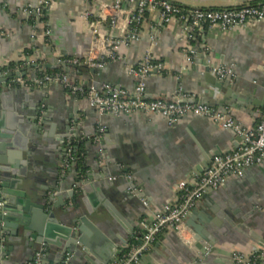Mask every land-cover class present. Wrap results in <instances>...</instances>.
Segmentation results:
<instances>
[{"label":"crops","instance_id":"obj_1","mask_svg":"<svg viewBox=\"0 0 264 264\" xmlns=\"http://www.w3.org/2000/svg\"><path fill=\"white\" fill-rule=\"evenodd\" d=\"M43 1L49 2L43 21L22 12ZM168 1L187 8L227 9L256 5L262 0ZM113 2L0 0V68L15 65L7 75L0 71V180L10 184L11 192L26 191L30 196L38 193L48 199L60 196L69 210L78 207L83 214L100 211L103 225H96L86 236L92 264H114L128 246L139 242L140 221L175 202L178 183L198 176L193 169L202 153L225 154L239 146L237 136L206 118L189 116L173 127L158 116L143 113L100 119L85 100L74 99L60 84L35 90L8 86L21 70L23 78H30L40 70H56L63 65L61 60H83L93 47L90 23L100 12L108 20L114 14ZM85 11L91 12L89 18L83 16ZM45 30L50 33L47 42ZM109 33L113 38L120 35L106 26L100 29L103 38ZM140 34L139 41L120 45L117 59L102 69L93 72L80 64L70 67L68 75L83 87L99 90L103 84H111L131 90L135 81L126 69L149 52L164 67L162 72L149 75L146 98H170L180 90L196 103L228 111L244 127H254L264 118V20L233 32L198 30L187 40L177 20L161 24L157 13L147 12ZM94 46V57L106 48L103 42ZM188 48L195 52L192 62L187 61ZM218 65L230 66L234 71L231 81L222 82V90L207 84L204 78L206 66L211 69ZM226 90L240 100L232 102ZM223 103L235 104L237 109ZM68 125L70 131H66ZM99 126L103 133L96 141ZM70 134L73 140L85 141L88 150L91 165L82 175L73 168L62 172L63 150ZM99 150L104 152L103 161H99ZM117 167L129 173L131 183L117 179L110 180L112 185L106 184V177L114 176ZM128 185L149 202V209L138 198L128 196ZM1 196L4 198V194ZM35 200L38 199L24 201H29L26 213L38 211ZM190 219L203 232H212L211 245L197 240L194 229L186 224ZM186 222L180 236L175 231L160 235L140 261L229 264L233 251L264 249V164L246 169L242 177L230 178L219 190L204 196ZM206 247L209 255L199 260ZM77 248L86 251L82 246ZM37 252H42L40 264H85L82 257L74 254H66L61 263L57 250H45L39 245L26 248L23 257L34 260ZM33 260L24 264H32Z\"/></svg>","mask_w":264,"mask_h":264},{"label":"built area","instance_id":"obj_2","mask_svg":"<svg viewBox=\"0 0 264 264\" xmlns=\"http://www.w3.org/2000/svg\"><path fill=\"white\" fill-rule=\"evenodd\" d=\"M89 3L93 0H84ZM126 3L128 7L123 8ZM49 5L48 1L39 3L36 7H25L22 12L26 15L40 19L44 9ZM112 9L114 14L106 20L102 13L90 23L93 36L91 52L83 59H64L60 63L70 67L83 64L92 70L102 69L108 62L117 59L116 50L120 45L129 46L141 38L140 27L147 12L159 15L161 24H168L177 20L182 26V33L187 40H191L194 32L198 30H218L219 32H233L251 23L264 20V1L256 5H243L232 9H202L187 8L171 3L168 0H114ZM90 11H85L83 16L89 18ZM106 26L110 32L116 31L120 35L115 38L109 33L105 38L100 34V29ZM49 31H44L46 42ZM103 42L105 49L99 57H94L95 44ZM187 61L192 62L195 55L192 48L187 49ZM163 64L155 61L147 52L135 64L126 69V73L135 81L134 87L129 90L111 84H103L99 90L93 87H83L74 82L67 73H48L40 70L35 76L23 78L15 76L8 81V86L16 85L25 90L41 89L51 84H60L74 99L85 100L89 107L93 108L98 118L105 116L118 118L136 113L155 115L162 118L168 127H173L183 119L193 116L206 118L212 121L222 130L231 131L241 138L237 149L230 153L216 155L212 158L209 167L193 181L179 182L176 187L177 198L174 203L165 204L161 210L151 214L149 219L140 221L141 233L139 242L128 246L124 253L120 254L114 264H139L142 255L167 231H175L180 236L186 228L185 221L196 205L209 193L216 192L223 187L230 178L243 176L246 169L264 164V118L254 127H244L237 122L232 115L225 110L210 107L208 105L193 102L190 97L176 91L170 98H146L147 79L153 72H162ZM10 70L3 71L7 75ZM16 71V69H14ZM13 71V72H14ZM219 82H229L234 77V71L230 66L218 65L210 69ZM103 133V128L98 127L95 140L98 141ZM73 134L67 138L63 150L62 172L69 167L72 160L70 143ZM99 161H103L104 152L99 150ZM123 179L131 183L129 173H122L110 177L111 181ZM1 191V187H0ZM127 194L138 198L142 206L149 209V202L139 197L138 191L128 185ZM4 202L0 195V216ZM210 250L206 247L199 255V260L208 256ZM42 252L34 255L32 264H40ZM229 264H264V249L251 253L233 251L230 253Z\"/></svg>","mask_w":264,"mask_h":264},{"label":"water","instance_id":"obj_3","mask_svg":"<svg viewBox=\"0 0 264 264\" xmlns=\"http://www.w3.org/2000/svg\"><path fill=\"white\" fill-rule=\"evenodd\" d=\"M31 67L36 68L37 65H32ZM92 71L95 72L94 70ZM15 75L23 77L25 73L21 70ZM204 78L207 84L222 90L223 83L210 74L208 66L205 67ZM5 80L3 78L2 81L4 82ZM226 97L230 98L232 102L240 100V98L230 95L228 90H226ZM222 105H230L237 109L235 104L223 103ZM69 125L66 127V131H70ZM0 137H2L1 134ZM235 140L240 143L241 138L237 136ZM216 155H220V152L213 151L211 154L206 155L202 153L198 159V165L193 169L194 172L197 175H201L208 169L212 158ZM105 181L106 184L112 185L109 176L106 177ZM9 186L8 182L0 180V195L4 194V198H2L4 202L2 212L4 214L0 216V264H24L32 261V257H23V253L26 248L31 249L33 245H39L45 250H57L61 257V263H63L66 254H74L76 258L82 257L85 264H92L90 255L92 256L93 254L88 246L86 236L89 235L90 229L93 230L94 227H97L96 225H103L104 220L100 211L83 214L80 210H77L78 207H75V210H69L66 201L60 196L50 199L38 193L30 196L26 191L11 192L8 190ZM69 195L73 197V192H70ZM9 196H14L17 199L13 200ZM35 197L38 199L35 200V207H37L38 211L32 210L30 213H26V206L30 198L33 199ZM26 199H29L28 203H24ZM186 224L194 229L197 240H203L211 245V231L210 233L203 232L200 228L192 225L191 219ZM61 241H64V244ZM13 242H15V246ZM78 246L86 248V251L80 252L77 248ZM16 251L18 252L16 253ZM139 264H144V262L140 261Z\"/></svg>","mask_w":264,"mask_h":264},{"label":"trees","instance_id":"obj_4","mask_svg":"<svg viewBox=\"0 0 264 264\" xmlns=\"http://www.w3.org/2000/svg\"><path fill=\"white\" fill-rule=\"evenodd\" d=\"M262 1H264V0H262ZM173 4H176V3H173ZM232 8H237V7H230V9H232ZM39 21H43V19L41 18ZM30 22L32 25L33 24L35 25V22H33L31 20H30ZM14 67H15L14 64H10L8 67L0 68V71L3 72V71L11 70ZM69 70H70V66L60 65L56 70L48 71V73L58 72V73H67L68 74ZM10 76H12V74ZM70 145H71V149H72V160L69 161V164H70L69 168L70 169L73 168L76 172L79 173V175H82V173H84L91 165L89 163V154H88L87 147L85 146V141L80 140L79 138H75L70 143ZM116 170L117 171L114 173L115 175H120L122 173H128L124 168L118 169V167H117ZM123 253L124 252H122V254Z\"/></svg>","mask_w":264,"mask_h":264}]
</instances>
